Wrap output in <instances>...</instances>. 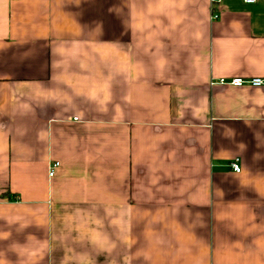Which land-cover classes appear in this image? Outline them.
Segmentation results:
<instances>
[{
  "label": "crops",
  "instance_id": "obj_1",
  "mask_svg": "<svg viewBox=\"0 0 264 264\" xmlns=\"http://www.w3.org/2000/svg\"><path fill=\"white\" fill-rule=\"evenodd\" d=\"M236 78L264 79V0H0V264H264Z\"/></svg>",
  "mask_w": 264,
  "mask_h": 264
},
{
  "label": "built area",
  "instance_id": "obj_2",
  "mask_svg": "<svg viewBox=\"0 0 264 264\" xmlns=\"http://www.w3.org/2000/svg\"><path fill=\"white\" fill-rule=\"evenodd\" d=\"M248 4H253L256 2V0H244ZM226 85V86H232L236 88L240 87H252V88H263L264 87V79L263 78H252V79H243V78H236L232 80H225L220 79L219 81L212 82V85ZM59 166L58 163H55L51 169H50V176L54 175L55 168ZM231 167L235 173H241L242 169L239 164V160H235L233 163H231Z\"/></svg>",
  "mask_w": 264,
  "mask_h": 264
},
{
  "label": "trees",
  "instance_id": "obj_3",
  "mask_svg": "<svg viewBox=\"0 0 264 264\" xmlns=\"http://www.w3.org/2000/svg\"><path fill=\"white\" fill-rule=\"evenodd\" d=\"M6 196H8V194Z\"/></svg>",
  "mask_w": 264,
  "mask_h": 264
}]
</instances>
